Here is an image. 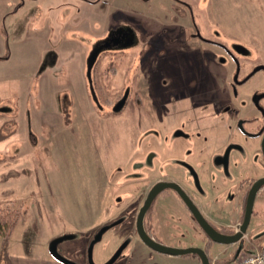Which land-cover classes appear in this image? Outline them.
<instances>
[{"label":"rangeland","instance_id":"rangeland-1","mask_svg":"<svg viewBox=\"0 0 264 264\" xmlns=\"http://www.w3.org/2000/svg\"><path fill=\"white\" fill-rule=\"evenodd\" d=\"M15 1L0 0V207L17 212L6 246L0 238V264H10L8 253L50 255L49 243L68 235L57 252L76 264H88V245L98 227L120 217L92 248V263L103 264L119 244L134 239L131 213L152 183L176 176L191 179V172L175 167L179 160L189 159L198 170L191 148L175 144L218 149L202 141L213 134L220 140L217 130H197L198 121L187 120L198 110L207 115L216 94L233 97L230 82L236 66L225 48L248 52L238 59L240 75L244 68L264 63V0ZM118 32L133 34L135 45L94 52L99 42ZM143 70L150 76L138 82ZM263 88L264 74L258 71L237 89L240 96L231 108L258 118L249 98ZM126 96L125 106L117 111L119 98ZM146 108L159 115L161 109L164 134L151 127L154 118L147 116ZM176 128L183 141L171 133ZM236 139L244 143L241 135ZM243 145L249 170L238 175L239 180L260 172L253 156L258 144ZM206 181L199 178L202 189L208 187ZM230 185L222 192L224 201L234 191ZM189 189L196 200L195 184ZM153 206L161 213L181 215L180 208L163 197ZM254 209L259 214L242 240V253L260 249L263 242L251 235L264 230V197H258ZM181 227L189 228L181 223L177 229ZM167 232L156 229L159 240L169 239L167 246L191 242L196 235ZM135 245L114 264H190L168 260L138 240ZM234 248L218 252L229 257ZM212 257L210 263L217 264Z\"/></svg>","mask_w":264,"mask_h":264},{"label":"flooded vegetation","instance_id":"flooded-vegetation-1","mask_svg":"<svg viewBox=\"0 0 264 264\" xmlns=\"http://www.w3.org/2000/svg\"><path fill=\"white\" fill-rule=\"evenodd\" d=\"M129 40H131V38H129V33H127V32L113 33L104 41L99 42L97 44V46H95L94 52L99 50L101 53V52L105 51L104 49H106V50L117 49L120 46H122L125 42L129 43ZM238 49H239V51L242 50V48H238ZM119 50H121V49H119ZM224 50H225V53L227 54V56L229 57V59L231 60V62L236 66V69L234 70V73H233V76H232L231 82H230V89L233 92V97L230 98L231 100H229L228 98L224 97L225 95L223 96V98H220L219 95H217L215 93L216 96L213 97V99H212L213 101L210 103L211 104L210 105V111L208 114H210V120H211L212 127H213L212 130L213 131L217 130L215 133L220 134V138H219L220 140H215V137H213V136H212V139L207 138V137L202 138V141L204 144H213V146H214V144H216L218 146V149L215 150V149H213V147L210 148L209 145L207 147H205L206 145H202V144L200 146L201 148H196L195 144L194 145L187 144L186 146L184 144H175V146L177 148H181V147L191 148V150L196 155V157L193 158V160L197 159L198 164L201 167L200 168L198 166V170L201 169L202 172L208 174L210 177L211 176L212 177L220 176L221 178H231V177H237L238 175H241L243 173V171H245V170H249L248 169L249 164H248V160H247L248 156L246 154L245 147L243 144H245V146H247L246 144H250L251 147H253L254 144H258L257 152H255L253 156H256V160H257L256 170H260V172L257 173L256 175L251 176V177L246 175L245 178L237 181L234 185L231 186L234 188V191L231 194V197L229 198V202H233L236 195L239 196V199L237 202L240 204L241 210H240V215L238 216V219H237L238 222H236V224H227V225H223V226H215L209 219H207L203 215V213L200 210V207L196 204L194 198L191 197L186 192V190L182 187V185L179 182H177V180H168L167 178H165V179L160 178L155 183L151 184V186L147 190L144 198L141 199V203L137 206V208L134 207L133 215L131 213V216L133 218V223L135 222V225L133 227L134 239L130 242L124 241L121 244H119L117 247V250L111 255V257L106 262H108L110 259L115 257V259L111 263V264H114L116 262V260L120 257V255L124 252V250H126L129 246H133L134 245L133 242L136 240L140 241L143 245H145L140 240V238L137 234V231H136L137 215L139 213L141 206L143 205V202H144L149 190L152 188V186H154L156 183L161 182V181L177 183L182 188V190L189 196V198L192 200V202L198 208L200 213L206 219L208 224L217 233H219L221 235H232L234 232H236L238 230L240 224L242 223L243 215H244V211H245V206H246V200H247L249 190H250L252 184L256 180L264 177V156H263L262 151H261V144H263V139H264V96H262L261 98H258V96L264 94V88L253 92V94L249 98V103L254 107L255 111L257 112L258 118H255L253 116H241L240 114H238V112L234 111L231 108V105L234 106L233 101L237 100V98L240 96L238 94L237 89L241 85H243L245 82H247L251 78V76H253L258 71H262L264 74V63L261 62L257 65L255 64L254 68H252V67L249 69L244 68L242 75H240V70H239L240 63L238 64V59L240 57L245 58L247 56L246 54L248 52L246 50H244V53H242V52L237 53L233 49H227V48H225ZM258 67H260V69H258L254 72V70ZM226 93H228V92H226ZM136 97L140 98L139 95L133 94V98H136ZM217 98H220V99H217ZM119 101H120V103L117 106L120 105V107L117 111H122L123 107L126 104L127 96L125 99L119 98ZM150 103H151V105L149 104L150 109L153 111L152 106H155V104L152 101ZM219 103H221V104H219ZM223 107H225V108L228 107L230 110L229 109L225 110ZM222 109H224V110H222ZM149 110L147 108L145 110V112L148 116L150 115V113H152V112L149 113ZM117 111H115V112H117ZM221 125H223V126H221ZM220 128L222 131L220 130ZM178 130H179L178 128L172 129L171 133L175 134V140H179V139L182 140L181 137H179V135H178L179 134ZM176 132H178L177 135H176ZM196 134L198 135L197 137L200 138V136H201L200 131ZM234 134L236 137H239L241 135V137L244 139L243 140L244 143H242L240 140L236 139V137H233ZM213 135L215 136V134H213ZM220 144H221V146H220ZM234 155H237L238 158L234 157ZM168 160H169V162H170V160L173 161L172 158H168ZM206 160L209 162H212V165L210 164V167L208 165H205ZM175 167H179V168L184 169L185 171L191 172L192 173L191 184L192 183H193V185L195 184L196 189L198 190V193H202V188L200 187L199 179H198V177H199L198 171H196L197 166L195 168H193L192 163H190L189 159H188L187 161L186 160H179L177 162V164H175ZM234 173H236V174H234ZM246 174H247V172H246ZM231 180H233V178H231ZM168 192H174V191L171 189H164L163 191H161L160 193H158L155 196L153 201L155 199H158L159 197H161L163 194H167ZM174 193L176 194V192H174ZM176 196L178 197V199L180 200L182 205L186 208V206L183 204V202L181 201L179 196L177 194H176ZM258 197H264V185L261 186L256 192L254 202H253V206H252V214L250 217L249 224H250L251 220L253 218L257 217L259 214V213L258 214L256 213L258 210L254 209V203H255V201H257ZM153 201L143 216L142 226H143L144 232L148 238H150L151 240H153L157 243L162 244L161 240H159L156 237V225L154 223L155 221H154L153 214H154L155 210H159V209L156 206H153ZM186 210L188 211L187 208H186ZM189 214H190V212H189ZM190 216H191V220H192L191 222H193V224L196 226V228L199 230V232L205 238L204 245L201 248L204 249L206 246H208V252H207L208 254L207 253L206 254L210 256V252H209L210 247L216 243L212 242L202 232V230L199 228L197 222L194 220V218L192 217L191 214H190ZM121 220L122 219H120V217H118L114 220L108 221L106 223H102L101 226L98 227V231L96 232V234L101 229L105 228V231L103 232V234H104L105 232H107L108 229L119 224L121 222ZM249 224H248V227H249ZM248 227H247V229H248ZM247 229H246V232H247ZM246 232L243 234L242 238L238 242L240 245L243 243L242 240H243ZM263 233H264V230H261L259 232H254L251 235V239L252 240H261L262 239L263 240L264 239ZM103 234L101 235V238H102ZM147 248L149 250H151L149 247H147ZM151 251H153V250H151ZM153 252H155V251H153ZM155 253H157V252H155ZM106 262H104L103 264H105Z\"/></svg>","mask_w":264,"mask_h":264},{"label":"crops","instance_id":"crops-1","mask_svg":"<svg viewBox=\"0 0 264 264\" xmlns=\"http://www.w3.org/2000/svg\"><path fill=\"white\" fill-rule=\"evenodd\" d=\"M20 1V0H19ZM28 1H32V2H37V0H28ZM17 2V0L15 1ZM26 2V0H23V4ZM18 6L16 8V10L19 8L20 4L16 3ZM87 11H89L87 9ZM10 12V13H14ZM158 33H162V31L158 32ZM129 38H131V40H129V43H124L122 46H127L126 48L124 47V49H121L119 51H124L125 49H129L131 47H133L135 45L136 42V37L129 33ZM130 45V46H129ZM120 46V47H122ZM137 67V66H136ZM135 67V68H136ZM148 67L151 68L152 65L150 63V61L148 62ZM141 73H143V79H141L140 77L137 78L138 82H144V80H147L149 78V73L146 70H143ZM140 73V74H141ZM148 74V75H147ZM137 77V76H136ZM204 84H208V82H204ZM149 102H151L149 100ZM150 104V103H149ZM151 105V104H150ZM157 105V104H156ZM158 107H160V105H157ZM153 107V106H152ZM154 111V110H153ZM160 111V115L157 113H151L148 117L150 118V116H152L151 119V127L154 128L157 132L160 133V131L163 133L162 128L163 126H167L166 125V121L164 119V116L162 115V111L161 109H159ZM201 110H198L196 115L192 116V119L190 118L189 120H187V123H197L196 121H198L197 123V130L200 129H210L211 133H214V131L212 130V123L210 120V114L206 115H202L200 113ZM159 115V116H158ZM206 116L208 117L206 119ZM157 117H159L157 119ZM153 122H156V125ZM159 124V125H158ZM223 126V125H221ZM164 134V133H163ZM213 136V135H212ZM211 136V137H212ZM164 137V135H163ZM187 145V144H186ZM185 145V146H186ZM194 145V144H192ZM203 145V144H202ZM196 148H201V144H195ZM234 157H237V155H234ZM198 171V176L199 178L205 177L206 181L205 184L208 185L207 188L202 189V193H198V195H196V204L200 207L201 212L203 213V215L209 219L215 226H223V225H227V224H233L235 223V221H237L238 216L240 215V204L236 201H238V195H236V197L234 198L233 202H229V200L225 199V201L223 200V191L224 189L229 187V182L231 180V178H233V183L231 185H234L237 181H239V177H231V178H221L220 176H216V177H210L208 174L204 173L201 171V169L197 170ZM175 176V175H173ZM202 176V177H201ZM198 178V179H199ZM160 179V178H159ZM168 180H177V182H179L182 187L186 190V192L190 195L193 196V192L191 191L190 185H191V179L187 180L186 177H170L167 178ZM230 179V180H229ZM221 180V181H220ZM217 183H222L224 184L223 187L219 188V185ZM230 185V186H231ZM161 197L165 198V199H169L173 202V204L176 206H178V208H180V217H175L173 215V211H164V213H161L160 210H155L153 217H154V223L156 225V229H160L161 227L163 229L168 230L170 235H173V233L175 232L174 235L180 233L182 230H185V233L187 232H195L196 235L193 237V240L191 242H186V243H177V245H170V246H175V247H188V246H197V247H202L204 245V241L205 238L204 236H202V234L199 232V230L197 228H193L191 227L190 224L194 225L193 223H190L191 220V216L189 214V212L186 210V208L182 205V203L180 202V200L178 199V197L176 196V194L174 192H168L167 194H163ZM194 198V197H193ZM238 203L237 207L235 206V204ZM176 206V207H177ZM208 207V208H207ZM158 213V215H156ZM183 213V214H182ZM185 213V214H184ZM177 218H180V221L177 220ZM226 218H228V221H224ZM233 218V219H232ZM187 220V221H186ZM190 221V222H189ZM188 222L190 224H188ZM182 223V225H188L189 228H182L180 230H178L177 228H179L180 224ZM167 232V233H168ZM199 237V238H196ZM181 237H177V239H180ZM161 240V239H160ZM169 241V239L167 241H161L162 244H167L169 245L167 242ZM263 242L261 243L260 249H262L264 247V239L262 240ZM136 241H134V245H135ZM234 246V253L230 254L229 257L227 256H222L221 252L219 251H223L228 249V247ZM135 247L137 248V250L143 251L144 249L138 245H135ZM221 248V249H220ZM240 250V251H239ZM256 250V249H254ZM253 250V251H254ZM259 250V249H257ZM218 252V253H216ZM242 248H240V244L238 243L236 244H230V245H219V244H213L210 247V254H212V258L214 260H216L217 264H229L232 261H234V259H236L238 256H240L242 253ZM252 252V251H250ZM151 254L148 253L145 256H147L148 258H151L150 256ZM156 255V254H154ZM162 255V254H159ZM166 259H171L170 257L173 256H168L166 255ZM8 258H9V262L10 264H63L57 260H55L52 256H50L47 253H43L41 255L36 254V255H32V256H26V255H21L18 253L15 254H11L9 256L8 253ZM173 258H180V259H184V261H187L190 264H200V261L192 256H183V257H173ZM76 264V263H74Z\"/></svg>","mask_w":264,"mask_h":264},{"label":"water","instance_id":"water-1","mask_svg":"<svg viewBox=\"0 0 264 264\" xmlns=\"http://www.w3.org/2000/svg\"><path fill=\"white\" fill-rule=\"evenodd\" d=\"M95 54H93L91 56V58H93ZM258 69H260V67L256 68L254 70V72ZM262 96H264V94L258 96V98H261ZM119 107H120V105L117 106L116 110H118ZM261 151H262V154L264 156V139H263V144H261ZM263 185H264V177L256 180L252 184V186L249 190L248 196H247L243 220H242V223L240 224L238 230L236 232H234L232 235H221V234L217 233L214 229H212V227L208 224L206 219L200 213V211L195 206V204L192 202V200L189 198V196L182 190V188L177 183L166 182V181L158 182L154 186H152V188L149 190V192H148V194H147V196L143 202V205L141 206V208L139 210V213L137 215V220H136L137 234H138L140 240L147 247H149L151 250H153L159 254L173 256V257H183V256L195 255L198 258V260L200 261V264H210L208 255L206 254V252L204 251L203 248L193 247V246L182 247V248L171 247V246H166V245L157 243V242H155V241H153L147 237V235L144 232L143 226H142V219H143L144 214L146 213V211L150 207L155 196L158 193H160L161 191H163L164 189L173 190L174 192H176V194L179 196V198L181 199L183 204L186 206V208L188 209V211L190 212V214L192 215L194 220L197 222L199 228L212 242H214L216 244H220V245H230V244H234V243L239 242L240 239L242 238L243 234L246 232V229L248 227L250 217L252 214V206H253V202H254L256 192ZM104 231H105V228L101 229L94 236V238L92 239V241L90 242V244L88 246L87 260H88L89 264H94V263H92V259H91L92 248H93L94 244L100 240L101 235L103 234ZM70 237L71 236L58 237V238L53 239L49 243V252H50L51 256L63 264H74L73 262H70L69 260H67L66 258L61 256L57 252L58 243L65 240V239H68ZM114 259H115V257L110 259L105 264H111Z\"/></svg>","mask_w":264,"mask_h":264},{"label":"trees","instance_id":"trees-1","mask_svg":"<svg viewBox=\"0 0 264 264\" xmlns=\"http://www.w3.org/2000/svg\"><path fill=\"white\" fill-rule=\"evenodd\" d=\"M93 53L91 54V56ZM17 219V212L13 211L10 208H2L0 207V238L3 241V245L6 246L7 242L9 241L14 225L16 223ZM206 253L208 252V246L204 248ZM208 254V253H207ZM192 257H196L195 255H192ZM209 261L211 262L212 259L208 255Z\"/></svg>","mask_w":264,"mask_h":264},{"label":"built area","instance_id":"built-area-1","mask_svg":"<svg viewBox=\"0 0 264 264\" xmlns=\"http://www.w3.org/2000/svg\"><path fill=\"white\" fill-rule=\"evenodd\" d=\"M229 264H264V247L252 252L242 253Z\"/></svg>","mask_w":264,"mask_h":264}]
</instances>
